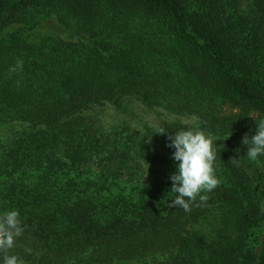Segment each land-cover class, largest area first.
<instances>
[{
	"label": "trees",
	"instance_id": "trees-1",
	"mask_svg": "<svg viewBox=\"0 0 264 264\" xmlns=\"http://www.w3.org/2000/svg\"><path fill=\"white\" fill-rule=\"evenodd\" d=\"M52 18L69 33L33 39ZM123 98L193 117L217 138L255 135L264 0H0V124L31 129L0 146V212L18 210L25 228L9 254L25 264H264V205L236 163L238 140L215 149L220 183L188 212L169 205L171 185L125 187L117 169L77 166L107 146L80 114ZM154 133L160 153L145 145L141 155L164 162L170 141ZM63 148L70 164L37 158Z\"/></svg>",
	"mask_w": 264,
	"mask_h": 264
},
{
	"label": "rangeland",
	"instance_id": "rangeland-1",
	"mask_svg": "<svg viewBox=\"0 0 264 264\" xmlns=\"http://www.w3.org/2000/svg\"><path fill=\"white\" fill-rule=\"evenodd\" d=\"M249 6V1H243L240 11L244 12ZM67 25L72 26L73 32L77 31L75 20H67ZM43 25L47 26L40 29L33 36L38 39L45 34H66L69 33L62 24H59L55 18L46 21ZM85 118V123L90 125L94 131L89 138L91 140L100 141V145L106 143L104 151L86 154L88 159L80 161L77 166L90 175L102 174L107 169H117L122 178L119 181L125 187L130 186H156L168 189L171 185L170 175L175 172V162L171 159V155L167 152H161L162 155H168L166 161H149L141 155V150L145 149V145L151 153H160L159 145L151 140L149 133L155 132L158 127L170 128L178 127L185 129L187 127L198 128V121L193 117H178L165 112L162 109H148L131 98L121 99L119 105L114 107L109 104L103 106H90L81 114ZM185 121L188 123L185 124ZM31 129L26 125H2L0 124V146H10L16 139L27 137ZM33 132V130H32ZM238 140L241 144V153L236 159V163L244 170L254 186L256 195L262 199L264 205V172L258 162L249 161L246 157L247 148L242 144L241 137H219L217 141V149L221 143ZM219 145V146H218ZM64 149V148H63ZM48 152V155L46 153ZM55 154H54V153ZM37 158L46 161L48 156L51 159H62L63 162L70 164L68 153L65 149L46 150L42 154L37 152ZM31 160L34 157L30 158ZM77 167L73 168L74 171ZM171 187V186H170Z\"/></svg>",
	"mask_w": 264,
	"mask_h": 264
},
{
	"label": "clouds",
	"instance_id": "clouds-1",
	"mask_svg": "<svg viewBox=\"0 0 264 264\" xmlns=\"http://www.w3.org/2000/svg\"><path fill=\"white\" fill-rule=\"evenodd\" d=\"M20 68L22 62H17L16 67L10 70L16 71ZM187 123L185 121V124ZM154 134L167 135L170 142L166 146L172 150L171 159L175 162V172L169 177L170 193L174 199L169 205L188 212L198 197L201 202L207 201L208 196L203 193L213 191L220 183L215 169V147L219 138L192 127L179 130L175 134L158 127ZM242 144L247 148L245 157L249 161L258 162L259 158L264 156V119L256 123L255 135L249 138L246 134ZM24 231L18 210L0 212V264H25L20 256L9 254Z\"/></svg>",
	"mask_w": 264,
	"mask_h": 264
}]
</instances>
